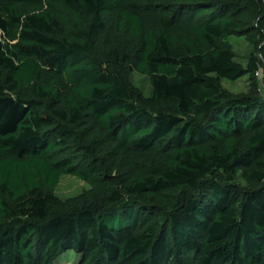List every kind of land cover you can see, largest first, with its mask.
<instances>
[{
    "label": "trees",
    "instance_id": "1",
    "mask_svg": "<svg viewBox=\"0 0 264 264\" xmlns=\"http://www.w3.org/2000/svg\"><path fill=\"white\" fill-rule=\"evenodd\" d=\"M262 78L264 0H0V264H264Z\"/></svg>",
    "mask_w": 264,
    "mask_h": 264
},
{
    "label": "rangeland",
    "instance_id": "2",
    "mask_svg": "<svg viewBox=\"0 0 264 264\" xmlns=\"http://www.w3.org/2000/svg\"><path fill=\"white\" fill-rule=\"evenodd\" d=\"M230 42L232 43L233 49L236 54L235 60L241 63L242 65H245L247 61V55L249 54L250 51L249 45L242 37L239 36H231ZM132 79L134 83L142 89L145 95H148L150 93L148 80L144 78L141 74L134 72L132 75ZM259 82L260 83L263 82L261 86L264 88L263 78L260 79ZM222 85L225 88L231 90L232 92L244 91L246 88V76L241 77L236 81L223 79ZM262 93L264 95L263 90ZM86 188H88V185L85 184L83 181L77 179L74 176L64 175L60 178L55 193L61 199H66L79 194ZM73 259H74V255L71 254L68 263H71V261L73 262Z\"/></svg>",
    "mask_w": 264,
    "mask_h": 264
},
{
    "label": "built area",
    "instance_id": "3",
    "mask_svg": "<svg viewBox=\"0 0 264 264\" xmlns=\"http://www.w3.org/2000/svg\"><path fill=\"white\" fill-rule=\"evenodd\" d=\"M262 72H263V68L262 67L258 68L257 71H256V76L261 78Z\"/></svg>",
    "mask_w": 264,
    "mask_h": 264
}]
</instances>
